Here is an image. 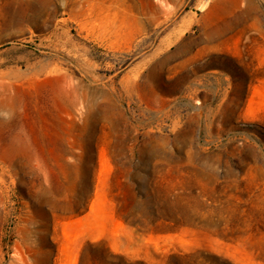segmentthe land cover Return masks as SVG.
I'll use <instances>...</instances> for the list:
<instances>
[{
    "label": "rangeland",
    "instance_id": "rangeland-1",
    "mask_svg": "<svg viewBox=\"0 0 264 264\" xmlns=\"http://www.w3.org/2000/svg\"><path fill=\"white\" fill-rule=\"evenodd\" d=\"M177 260L264 264V0H0V264Z\"/></svg>",
    "mask_w": 264,
    "mask_h": 264
},
{
    "label": "trees",
    "instance_id": "trees-1",
    "mask_svg": "<svg viewBox=\"0 0 264 264\" xmlns=\"http://www.w3.org/2000/svg\"><path fill=\"white\" fill-rule=\"evenodd\" d=\"M81 214H83V212H78V213H77V215H81ZM171 258H173V259L176 260V259H177V256L172 255ZM216 260H217V259H216ZM174 263H175V264H190L189 262H185V263H184V262H181V263H180L179 260L175 261ZM224 264H226V263H224Z\"/></svg>",
    "mask_w": 264,
    "mask_h": 264
},
{
    "label": "bare ground",
    "instance_id": "bare-ground-1",
    "mask_svg": "<svg viewBox=\"0 0 264 264\" xmlns=\"http://www.w3.org/2000/svg\"><path fill=\"white\" fill-rule=\"evenodd\" d=\"M102 159H103V157H102Z\"/></svg>",
    "mask_w": 264,
    "mask_h": 264
}]
</instances>
